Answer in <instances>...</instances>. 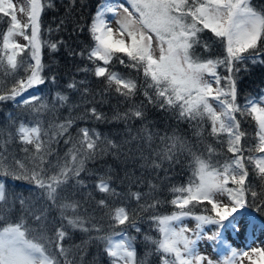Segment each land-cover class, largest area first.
<instances>
[{
    "label": "snow or ice",
    "instance_id": "6c2138e0",
    "mask_svg": "<svg viewBox=\"0 0 264 264\" xmlns=\"http://www.w3.org/2000/svg\"><path fill=\"white\" fill-rule=\"evenodd\" d=\"M126 2L131 6V11L124 3L118 6L107 3L101 5L88 25V31L95 41V46L87 53V58L95 65L94 76L103 79L108 88L115 86L114 90L119 96L125 99L135 97L138 91L137 81L125 78L109 67L116 54L126 55L129 59L126 66L136 69L137 72L142 71L147 85L144 95L148 104L158 106L161 110L172 109L177 112L180 120L207 121L210 135L216 137L218 142L223 143L219 138L222 135L227 136V151L232 154V159L222 165L212 162L216 149L211 145L208 147L207 159L195 156L193 178L187 186L172 189L177 195L171 200V204L178 211L171 215L151 216L150 220L159 233V239L145 236V240L155 245L161 264H214L211 259L200 255L196 250L202 226L215 225L217 230L208 239L218 240L222 231L228 228L238 230L236 214L239 209L246 207L247 195L250 194L253 200L264 195L253 190L247 183L248 164L253 165L257 175L264 179V155L244 156L245 149L241 141L246 133L241 130L240 121L236 117L239 113L241 116L248 115L255 121L258 141L255 152L264 153V97L259 100L250 98L241 107L237 103L236 86L237 74L242 65H247L249 61L253 64L264 63V59H259L264 56V12L254 9L250 0ZM47 6L51 7L50 4ZM44 7L42 0H28V7L21 6L19 9L27 15L28 21L21 23L13 11L11 0H0V14L9 17L8 27L2 33L0 66L5 68L6 73L14 75L24 67L22 54H30L31 60L24 67L28 75L15 80L10 91L0 92V102L15 101L17 96L29 88L45 83V77L41 74L45 67L42 62V48L47 43L52 51H57L58 44L62 41H42L40 18ZM118 9L122 10V14ZM105 13L119 16L115 30L106 20ZM205 30L211 32L223 46L221 58L201 60L195 55L197 45L203 44L205 50L209 48L208 43L201 39V33ZM114 32L119 34V39L114 38ZM17 36L27 43L17 42L14 39ZM80 55L84 53L81 52ZM120 63L125 64V61L120 59ZM220 66L224 67L226 75L221 76L217 72ZM81 71L87 72L88 69ZM51 81L55 84L56 77L52 76ZM83 83L84 81L80 82ZM76 87V82L68 84L70 89ZM148 89L152 92L149 93ZM88 91L84 88L83 95L86 96ZM54 99L63 104L67 102L68 97L57 92ZM38 100L40 97L33 95L30 99L23 100V104L30 105ZM213 102L218 105L219 110L213 106ZM47 108L48 105L41 102L39 108H34V111L40 113ZM85 112L97 120L104 119L103 114L95 107L85 108ZM144 118L143 106L130 108L127 112L113 117L124 121ZM73 123L74 121L69 119L56 125V131L52 135H49V131L39 120L21 122L16 129V137L25 145L26 153L32 152L34 161L30 173L25 171L23 177L16 178L27 179L33 187L29 197L18 198L19 215L15 219L9 220L0 213V264H76L75 255L69 260L70 249L63 245L69 237V227L74 231L89 234L84 244L96 242L102 254L107 257V264H144L137 259L135 237L129 236L126 228L121 227L127 225L136 232L141 231L133 216L124 207L116 209L114 213H104L109 217V227L112 229L111 232H105L102 224L95 221L94 215L90 219L88 215L79 214L82 208L86 214L88 212L81 200L61 198V191L72 181H75L73 187H87L84 181L79 179L86 160L105 154L108 148L120 147L111 140L106 141L107 147H101L100 134L88 128H81L78 139L74 141L69 131ZM144 131L146 136L133 139L146 140L151 149L154 134L146 128ZM8 136L11 139L12 133ZM63 136H67L64 143L71 144L72 147L66 153L63 164L51 166L58 170L51 171L50 174V168L45 167L48 164L46 157L51 155V143L58 142V137ZM160 140L164 147L155 152L159 158L172 161L176 158L178 150L187 149L191 153V148L179 137L165 135L161 136ZM67 157H71L70 162ZM17 165L24 169V165L19 161ZM153 166L159 168L161 165L153 161ZM4 174L7 175L8 172L5 171ZM230 183L233 187H229ZM95 188L100 193L119 195L111 187L109 180L104 178L99 179ZM88 195L92 197L91 193ZM217 196H226L228 202L217 199ZM130 199L139 203L141 193L132 192ZM205 201L211 205L212 215L194 216L197 221L195 230L183 225L182 220L192 215L189 206L194 207ZM5 202V186L0 183V204ZM158 204L159 201H155L147 205V208H155ZM107 206L106 199L96 200V209L103 210ZM54 209L59 214L56 221L59 226L55 228L53 240L47 237L46 233ZM29 221L37 227H31ZM31 233L37 235L30 238ZM92 233L95 235H91ZM115 236L121 238L116 240ZM49 245L55 250L50 251ZM75 247L82 262L87 252L79 245ZM237 255L233 249L231 256L226 257L222 264H233ZM239 255L246 257L250 264H264V249L252 248L250 252ZM253 256L259 259L253 260Z\"/></svg>",
    "mask_w": 264,
    "mask_h": 264
},
{
    "label": "trees",
    "instance_id": "16d2710c",
    "mask_svg": "<svg viewBox=\"0 0 264 264\" xmlns=\"http://www.w3.org/2000/svg\"><path fill=\"white\" fill-rule=\"evenodd\" d=\"M107 1L42 0L45 7L40 18L41 39L45 42L62 41V43L58 44L57 51H52L47 43L42 48V62L45 67L41 74L45 77V83L34 87L39 92L40 100L30 105H24L23 102L17 100L0 102V179L5 186L6 195V202L0 204V213L9 220L15 219L19 215L17 212L18 198L29 197L33 187L27 179L16 178V176L23 177L25 171L30 173L34 164L32 152L26 153L25 145L21 144L16 137V129L20 123L39 120L42 126L49 131V135H52L56 131V125L71 119L74 123L69 131L74 141L78 139L81 128H88L90 131L100 134L101 147H107V140L115 142L120 147L118 149L108 148L105 154L97 155L95 159L86 160L84 171L80 173L79 179L83 180L87 187L83 189H80L79 186L73 187L75 181H72L61 191V198L81 200L83 207L87 208L88 212L86 214L82 208L79 214L88 215L90 219L94 215L95 221L102 224L105 232H111L112 229L109 227V217L104 213H114L116 209L124 207L133 216L137 227L141 230L136 232L130 226H121L126 228L129 236L135 237L134 244L138 261H143L144 264H161L160 254L156 252L155 245L145 240V236L159 239V233L150 217L171 215L178 211L171 204V200L177 195L172 189L187 186L193 178L195 156L207 159L208 147L211 145L216 149L215 154L212 155V162L222 165L232 159V154L227 151V136L222 135L219 141H223V143L218 142L216 137L210 135V126L207 121L180 120L176 111L161 110L158 106L148 104L144 95L147 85L142 71L137 72L136 69L127 67L129 59L126 55L116 54L109 67L125 78L137 81L138 91L135 97L125 99L119 96L114 90L115 86L108 88L103 79L94 76L95 65L87 58V53L95 46V41L88 31V25L97 9ZM250 3L257 11L264 12V0H250ZM49 4L51 7L47 6ZM8 20V16L0 14V45H2V33L8 27ZM61 21H63L62 24ZM58 26L59 30H57ZM201 39L208 43L209 48L205 50L203 44L197 45L196 56L201 60L222 57L223 46L212 36L211 32L205 30L201 33ZM81 52L84 55H80ZM22 56L24 67H26L31 62L30 54L25 53ZM120 59H123L125 64H121ZM259 59H264V56ZM24 67H21L13 75L6 73L5 68L0 66V92L10 91L15 80L28 75ZM84 68H87L88 71H81ZM219 73L221 76L226 75L223 66L219 67ZM52 76L56 77L55 84L51 81ZM81 81L84 83L80 84ZM73 82H76L77 87L75 89L68 88V84ZM236 86L237 103L241 107L250 98L264 97V63L253 64L249 61L247 65H242L241 71L237 74ZM84 88L89 90L86 96L83 95ZM148 91L152 92L151 89ZM57 92L68 97L66 103L61 104L54 99ZM41 102L46 103L48 108L36 113L34 108H39ZM141 106L145 112L143 120L113 119L114 116L123 114L130 108ZM92 107L102 113L104 119L97 120L90 114H86L85 108ZM236 117L240 121L241 130L246 133L241 141L245 149L244 156L257 155L255 152L258 143L255 121L250 116H241L239 113L236 114ZM145 128L154 134L151 149L146 140L133 139V137L146 136ZM9 133H12L11 139L8 136ZM197 133H202V135ZM165 135L181 138L191 148V153L187 149L178 150L176 158L172 161L157 157L155 152L164 147L160 137ZM65 139L67 136L58 137V142L51 143L52 152L46 157L48 164L45 165L50 168V174L51 171L58 170L51 166L57 163L63 164L66 153L72 147L71 144L64 143ZM67 160L70 162L71 157H67ZM17 161L24 165V169L18 167ZM153 161L161 166L154 167ZM247 167L249 170L247 183L253 190L264 194V179L257 175L253 165L248 164ZM5 171L8 172L7 175L4 174ZM100 178L109 180L111 187L119 195L98 192L95 184ZM132 192L141 193L139 203L130 199ZM89 193L92 194V197H89ZM100 198L107 201L108 206L103 210L95 207L96 200ZM155 201H159L155 208H147V205ZM189 207L191 213L212 215L211 205L206 201ZM247 207L264 221V195L258 196L255 200L250 194L247 195ZM94 209L95 211H93ZM49 219L51 223L48 225L46 236L54 240L55 228L59 226L56 223L59 214L55 209ZM29 224L33 228L37 227L31 221ZM67 230L69 237L65 239L63 245L66 249H70L69 260L73 259V255H75L76 264H107V257L102 254L101 248L96 242L84 244V241L88 240L89 234L78 230L74 231L70 227ZM119 230L116 229V231ZM33 235H37V233H31L30 238ZM91 235H95V233ZM77 245L83 247L87 252L82 262L80 253L75 247ZM49 250L54 251L55 249L49 245Z\"/></svg>",
    "mask_w": 264,
    "mask_h": 264
},
{
    "label": "rangeland",
    "instance_id": "374dc122",
    "mask_svg": "<svg viewBox=\"0 0 264 264\" xmlns=\"http://www.w3.org/2000/svg\"><path fill=\"white\" fill-rule=\"evenodd\" d=\"M25 2H26V0H24L23 7L27 8L26 5H25ZM11 3L14 5L13 11H15V14L17 15L18 19L21 21V23H24L23 19H24L25 13H21L19 11V9H20V7L22 5H19L20 2L18 0H11ZM106 3L107 4H111L113 6H118L119 4L124 3L126 7H129L130 11L132 10L131 6L129 4H127L126 0H108ZM118 11H120L121 14H122V10L118 9ZM105 18L108 21L109 25L111 27H113V29L115 30L116 27H117L116 20L119 19V16L118 15H114L112 13H105ZM14 38L16 40L18 39L17 42H19L21 44H26L27 43V41H24L23 38L20 37V36H17V37H14ZM114 38L119 39L120 38L119 34L114 32ZM157 55H158V53H157ZM217 72L219 73V67L217 68ZM206 78L207 79H211V77H206ZM34 87L29 88L27 91L24 92V93L28 94V96L25 97L24 100L25 99H30V97L33 96V95L39 97V92ZM214 87H215V85H214ZM256 100H259V99H256ZM213 106L217 107V110H219L218 105L215 102H213ZM259 155H264V153H257V155H254V156H259ZM0 183H3L1 181V179H0ZM229 187H233V185H231V183H230ZM217 199L224 200L225 202L227 201V197L226 196H217ZM246 201H247V196H246ZM239 210H242V209H239ZM196 215H207V214H204V213L192 214L191 215L192 217H189V218H193L194 219V216H196ZM194 221H195L194 225L193 224L191 225V222H188V223L184 222V225H186L187 228H189V229L195 230L197 221L195 219H194ZM207 227H210V228L208 229ZM211 227H214V225L206 224V225L202 226V231L200 233V238L197 240V244H196V250H197V252L200 255L208 257L209 259H211L214 262V264H222L223 260L226 257H230L231 256V252L234 249L237 252L238 255L234 259L233 264H250L249 260L246 257H241L239 255L240 253H243V252H246V251L250 252L251 249L247 250V249H249V248H247L248 246H244L243 245L239 249L233 248V246H231L229 244V240L223 234L218 240H209L208 237L211 236L213 234L214 230H215L214 228H211ZM187 234L191 235V233H187ZM119 238H121V237H119V236H115L114 237V239H116V240L119 239ZM251 247L252 248H261V249H263L264 244H263V247L260 246V245L256 246V247H253V246H251ZM258 259H259V257L253 256V260H258Z\"/></svg>",
    "mask_w": 264,
    "mask_h": 264
},
{
    "label": "bare ground",
    "instance_id": "6f19581e",
    "mask_svg": "<svg viewBox=\"0 0 264 264\" xmlns=\"http://www.w3.org/2000/svg\"><path fill=\"white\" fill-rule=\"evenodd\" d=\"M18 1L20 2L19 5H22V6L24 5V0H18ZM25 5H26V7H28V0H26ZM27 21H28V17L25 14L24 15L23 22L24 23H27ZM240 212H238L236 214V220H237L238 223H241L243 221V216L241 215ZM182 224L184 225V219L182 220ZM212 228L215 229L214 232L217 230L216 226H214ZM252 232H253V235L255 236V238L254 237H251L249 235V233H247V235L245 236V234L232 233L231 232L230 234L227 235V239L230 241L229 244L231 246H233V248L239 249L241 246L244 245V246H248L247 248H249V249H247V250H250V249H252L251 246H252L253 243H255L257 241H259L258 243H261V244L264 243V227L261 224H259V223L258 224H255V226L252 229ZM241 236H243L245 238L244 239H241Z\"/></svg>",
    "mask_w": 264,
    "mask_h": 264
}]
</instances>
